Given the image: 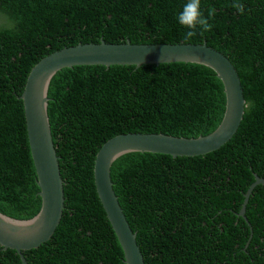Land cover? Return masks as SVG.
<instances>
[{"label": "trees", "instance_id": "trees-1", "mask_svg": "<svg viewBox=\"0 0 264 264\" xmlns=\"http://www.w3.org/2000/svg\"><path fill=\"white\" fill-rule=\"evenodd\" d=\"M201 0L210 32L185 42L176 21L185 0H0V213L31 216L38 200L22 103L25 77L42 57L77 43L201 44L238 76L245 107L218 149L200 156L134 154L116 160L111 189L143 264H264V186L237 216L253 174L264 178V0ZM46 115L62 180L63 208L26 264H124L96 196L92 166L122 133L192 138L213 131L223 110L212 71L185 64L73 66L49 81ZM0 264H21L0 247Z\"/></svg>", "mask_w": 264, "mask_h": 264}, {"label": "water", "instance_id": "water-1", "mask_svg": "<svg viewBox=\"0 0 264 264\" xmlns=\"http://www.w3.org/2000/svg\"><path fill=\"white\" fill-rule=\"evenodd\" d=\"M185 63L208 68L221 84L223 110L216 128L192 138L169 134L122 133L104 141L95 153L92 177L99 204L121 250L124 264H143L131 232L111 189L109 173L116 160L143 153L174 157L200 156L218 149L235 133L245 107L235 69L222 54L201 44H111L77 43L39 59L28 71L19 99L22 103L26 139L30 154L38 207L31 216L12 218L0 213V247L21 252L46 242L57 226L62 208V180L51 141L46 115V91L52 76L73 66H134ZM264 186V178L253 174L237 216L244 218V207L251 190Z\"/></svg>", "mask_w": 264, "mask_h": 264}, {"label": "clouds", "instance_id": "clouds-1", "mask_svg": "<svg viewBox=\"0 0 264 264\" xmlns=\"http://www.w3.org/2000/svg\"><path fill=\"white\" fill-rule=\"evenodd\" d=\"M235 8L241 15L244 14V6L239 0H234L228 5ZM216 15L215 9L207 8V16L201 10V0H185L182 9L176 15L177 23L185 29L182 38L185 42L192 40L197 35L203 36L212 30L213 25L209 22Z\"/></svg>", "mask_w": 264, "mask_h": 264}]
</instances>
